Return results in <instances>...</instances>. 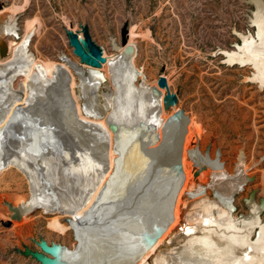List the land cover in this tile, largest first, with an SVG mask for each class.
Instances as JSON below:
<instances>
[{
  "label": "rangeland",
  "instance_id": "374dc122",
  "mask_svg": "<svg viewBox=\"0 0 264 264\" xmlns=\"http://www.w3.org/2000/svg\"><path fill=\"white\" fill-rule=\"evenodd\" d=\"M0 7V13H11L8 15L10 20L17 17L18 29L6 39L9 55L12 54L11 45L14 42L29 36L26 54L31 57V67L38 76L36 83L28 75L20 76L14 82V89L26 86L30 90L31 101L42 96L55 121L57 107L45 86L62 94L58 83L66 84L65 71L71 75V91L76 101L74 90L78 83L77 76L61 58L66 55L85 68L90 67L81 63L80 57L74 53L68 35V31L72 30L84 38L85 27L103 49L106 62L101 69L110 75V80L102 84V92L96 101L103 115L108 113L104 108V92H111L120 81H132L131 66L125 68L127 53L130 52V62L132 60L140 73L135 80L137 90L132 87L134 93L138 94L136 125L140 124L141 107H150L157 95L156 89L160 94V104L157 103L156 108L158 111L161 108L162 112L159 126L161 140L158 144L160 148L153 147L155 152L171 151L175 161L177 130L166 134L164 125L168 117L178 110H183L190 117L183 145L185 181L180 190L177 220L163 235L161 246L153 253L151 261L159 253L166 256H170L171 252L178 253L173 250L180 246V243L177 244L179 239L174 235L178 229L183 235L186 228H196L199 232L200 228L205 227L202 221L190 222L187 212L201 194L206 200L216 199L213 161L219 162L228 175L235 174L240 167L246 177V182L230 203L233 215L238 219L237 227H245L243 217L257 218L251 211L253 206H261L264 200V87L251 79L253 69L229 65L222 51L235 49L246 34L256 35L253 20L256 14L264 17V0H0ZM125 31L128 32L130 44L117 51L114 44L122 46ZM133 44L137 48L136 55ZM38 66L46 71L49 85L38 74ZM161 77L166 78L174 98V103L166 111L163 106L166 90L158 87ZM116 139L113 155L117 170L115 174L113 171L112 178L118 176L122 162L132 156L133 151L135 154L149 149L146 145L140 149L130 147L120 133ZM241 149L245 159L238 160ZM218 150L220 161L216 159ZM40 160L46 164V160ZM200 165L206 167H201L195 177ZM40 175L46 176L43 172ZM249 178L252 180L249 181ZM165 188L161 190L164 195L160 194L158 198L168 203ZM35 192L36 182L28 162L20 156L15 157L0 172V264H42L25 252L28 249L40 251L39 256L44 259L39 245L43 240L49 245L58 244L74 250L76 239L73 230L79 235L78 227L87 223L76 219L75 213L79 207L65 211L47 206L20 220L10 218L11 212L3 202L19 205L29 200ZM95 205H98L97 211L87 213V216L94 221V227L106 235L107 242L113 244L106 222L96 216L99 212L111 216L108 203L103 199ZM70 217L75 221L69 223ZM259 224L253 229L249 242L242 245L246 248V251L242 248L247 253L246 260L240 256L233 259L235 257L218 251L195 250L185 236H181L180 255L195 257L198 264H264V246L261 247L262 243H259L261 226L264 228V208L259 215ZM176 226L178 229L174 230ZM84 233L94 239L88 227H85ZM217 242L222 246L226 239H217ZM80 245V250L75 249L73 256L63 255L60 261L71 264L73 258L84 260L82 249L90 250L84 243ZM76 251L80 256H76Z\"/></svg>",
  "mask_w": 264,
  "mask_h": 264
},
{
  "label": "bare ground",
  "instance_id": "6f19581e",
  "mask_svg": "<svg viewBox=\"0 0 264 264\" xmlns=\"http://www.w3.org/2000/svg\"><path fill=\"white\" fill-rule=\"evenodd\" d=\"M253 23L257 28L256 35L242 36V42L238 43L235 49L225 50L222 53L225 62L229 65L253 69L251 79L264 87L263 15L256 14ZM17 29V18L10 20L7 16L0 25V36L6 40L8 36L15 34ZM29 40L30 37L27 36L22 41L14 42L11 45L12 54L0 61V166H4L2 168L4 169L18 156L25 159L30 166L36 182V192L23 216L47 206L65 211H73L79 207L80 209L75 213L76 219L91 223L92 219L87 213L96 203L106 200L111 216L105 212H99L96 216L106 222L114 243L107 242L106 235L96 228L90 232L88 229L94 239H90L83 232L82 235L86 237L83 243L95 254L82 249L84 260L73 258L71 264H129L134 255L151 239L155 227L165 220L168 203L162 201L161 197L159 199L158 195L166 187L167 196L170 198L177 182L178 170L175 168L173 153L171 151L157 153L153 149V147L160 148L161 140L159 126L162 123V112L161 108L160 112L156 108L157 103L160 104L158 89L149 108L141 107L140 103V124L136 125L138 94L132 90V87L136 89L132 69L131 82L120 81L111 92H104V108L108 113L103 115L97 108L96 101L102 92L100 90L102 84L110 80V75L104 73L101 68L91 66L85 68L64 55L61 59L79 77L74 90L78 99L75 97V101L72 96L71 75L65 71L66 84L61 81L58 83L62 94L45 86V90L51 95L57 107V121H55L49 112L50 107L42 96L31 101V93L26 86L18 90L14 89V82L22 75H28L35 83L38 81V76L31 67V57L26 54ZM130 58L129 52L125 60V68H129L131 63L134 66ZM36 69L44 82L49 85L46 71L39 66ZM114 78L116 80V76ZM31 83L30 81V86ZM80 98L83 104L79 101ZM19 108H22L24 114H18ZM106 118L113 127L116 138L120 133L130 143V147L140 149L146 145L149 148L135 154L133 151L132 156L125 158L116 178H112L115 168L113 149L116 141L114 142V135ZM53 127L56 129L54 130ZM102 127L106 129L105 132ZM40 158L46 160V164ZM211 164L214 170L213 184L217 187L216 199L206 200L202 194L201 197L197 195L198 199L194 200L192 209L187 212L191 218L190 222L202 221L205 227L200 228L202 231L198 228L199 232H197L196 228L191 229L189 226L190 228H186L185 234L182 235L181 229L176 226L174 230L178 229V232L174 235L179 239L177 244L180 243V246L173 250L178 253L171 252L170 256L159 253L151 261L153 253L161 246L163 235L177 220L181 193L179 191L172 222L137 264H198L197 258L180 255L181 236L188 238L195 250L218 251L235 257L233 259L240 256L246 260L247 253L244 252L246 248L243 246L249 242L253 229L257 225L260 226L259 215L263 207L253 206L251 213L257 218L243 217L245 227L238 228V219L233 215L230 203L235 193L246 182V177L240 167L235 174L228 175L219 162L213 161ZM40 172L46 176L40 175ZM29 200L21 204H26ZM259 235V243L261 242L260 245L263 247L262 226ZM223 238L226 239V243L221 246L217 239ZM240 246L242 247L239 249ZM89 252L90 257H88ZM247 259L250 261L249 258Z\"/></svg>",
  "mask_w": 264,
  "mask_h": 264
},
{
  "label": "water",
  "instance_id": "95a60500",
  "mask_svg": "<svg viewBox=\"0 0 264 264\" xmlns=\"http://www.w3.org/2000/svg\"><path fill=\"white\" fill-rule=\"evenodd\" d=\"M1 9L2 8L0 7V10ZM10 14H11L10 12H1L0 13V25L3 24L4 19ZM68 35H69L70 45L73 47L74 53L80 57L81 63H85L86 65H89L93 68H101L102 67V64L106 62V58L104 57V51L92 39L91 35L89 34L88 27L84 28V38H81V36L78 32H74L72 30L68 31ZM129 39L130 38H129L128 32L125 31L123 33L122 46H118L115 43L114 47L117 49V51H119L120 48L128 47L130 44ZM133 47H134L135 55H136L137 54L136 45L133 44ZM8 56H9V45H8L7 41L2 36H0V58L6 59ZM130 66L134 71V76H135L134 79L137 80L140 73L138 71H136L134 66H132V63L130 64ZM144 79H146L145 75H144ZM77 80L79 82V77H77ZM158 87L160 89L166 90V93L164 94V98H163V106H164V110L166 111L174 103V98L171 94V91L168 88V82H167L166 78L161 77L159 79ZM78 88L79 87L77 85L76 86L77 94H78ZM80 101L83 104V100L81 98H80ZM21 109L22 108L18 109L19 110L18 114H24ZM102 117H104V116H102ZM106 120H107L109 127L112 129V132L114 135V142H115L116 141V134L114 132V129L111 126V124H109V120L107 118H106ZM189 123H190V117L183 110H178L168 117V120L164 125L163 130H165L166 134H168L169 131L172 132L173 129L177 130V136L178 137H177V146H176V150H175V161H174L175 166H176L175 168H176V170H178L177 182L175 183V186L172 189V192H171L168 204H167V213H166L165 220L161 224H158L155 227V229L153 230V234H152L151 239L149 241H147L143 245V247L134 255L133 259L131 260V262L129 264H137L138 261L144 256V254L157 241L158 237H160V235L162 233H164V231L168 228V226L170 225V223L173 220V216H174L173 211H174V206L176 203V198H177L178 193H179V191H180V189H181V187L185 181V174H184V171L182 168V154H183V145H184L185 137H186V134L188 131ZM53 129L55 130L56 128L53 127ZM102 130L104 132L106 131V129H104L103 127H102ZM106 142H108V141L106 140ZM115 147H114V150L116 149ZM239 158L245 159V153H244L243 149L240 150L238 160H239ZM216 159H218L220 161V151L219 150L217 151ZM203 166L206 167V165H200V167L195 171V177L199 174V172H200L199 170H201L200 168ZM3 167L4 166H0V171L2 170ZM116 170H117V168L115 166L114 174L116 173ZM250 180H252V178H249V181ZM106 184H108V183H106ZM33 187L34 186L32 185V190H33ZM105 187H106V185L104 186L102 191L105 190ZM32 197L26 204L14 205L13 203H11L9 201H4L3 203L8 207L9 211L11 212L10 218L11 219H17V220L22 219L23 213H24L26 207L29 204H31V202L33 200ZM97 206L98 205H94V207H92L88 213H94L95 210L97 211V208H98ZM262 207L264 208V200L262 202ZM73 221H75L74 218L70 217L68 219L69 223H71ZM93 222L94 221H92L91 223L87 222V223H84L83 226L81 225L80 227H78V230L81 232L79 235L75 232V230H73L74 236L76 239V243L74 245V250H70L67 247L62 246V245H58V244L49 245L46 241L43 240L42 242L39 243V245L41 246V249H42V252L44 255V259L39 256L40 251H32V250L28 249L25 252V254L26 255H32L34 258H36L42 264H64L62 261H60V260H62L63 255H66L67 257L73 256L75 249L78 250L79 247L81 246L80 244L85 241L86 237H85V235H82L84 230H85V227H88L89 232L95 230V227H94L95 224H93ZM79 254L80 253L77 252L76 256L77 257L80 256ZM88 254H89L88 257H90L91 256L90 253H88Z\"/></svg>",
  "mask_w": 264,
  "mask_h": 264
}]
</instances>
